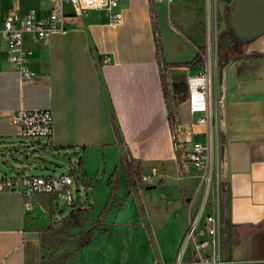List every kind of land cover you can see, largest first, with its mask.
<instances>
[{
	"label": "crops",
	"instance_id": "0c3cea01",
	"mask_svg": "<svg viewBox=\"0 0 264 264\" xmlns=\"http://www.w3.org/2000/svg\"><path fill=\"white\" fill-rule=\"evenodd\" d=\"M222 1L220 10L215 1L213 11L210 0L214 27L217 14L228 19L229 0ZM49 7V0H0V18L34 9L45 19ZM115 11L121 14L119 25L109 24L101 11L74 14L64 3L57 25L64 33L54 32L40 42L24 34L25 65L32 71L26 80L12 68L0 38V177L33 175L29 148L35 155L55 153V160H72L78 167L81 178L75 186L83 188L86 202L81 207H89L88 218L94 221L107 206L100 221L103 230L93 233L63 264H143L150 258L147 246H152L144 225L150 238L164 245L166 264L173 258L182 264L189 248L182 245L177 253L178 245L196 208L190 205L186 216L181 198L195 196L199 181L179 155L191 141L201 140L205 130L187 111L184 84L199 68V60H193L196 45L204 43L205 0H120ZM229 44L217 102L216 69L212 88L211 107L218 117L217 184L222 187V247L217 257L220 264H264V32L236 46ZM19 108L50 110V137L19 143L23 138L11 122ZM122 155L139 164L140 174L152 175L142 188L136 182L137 201L119 171ZM64 156L67 160L62 161ZM116 174L117 190L111 192L109 181ZM96 177L108 188L90 217L89 190L99 186ZM144 199L167 222L160 238L147 221ZM56 200L35 195L24 207L19 192L0 191V264H25L33 247L41 264L40 230L55 222L51 214ZM173 230L176 233L168 234ZM141 244V261H126L124 257L133 258Z\"/></svg>",
	"mask_w": 264,
	"mask_h": 264
},
{
	"label": "built area",
	"instance_id": "2783aa9c",
	"mask_svg": "<svg viewBox=\"0 0 264 264\" xmlns=\"http://www.w3.org/2000/svg\"><path fill=\"white\" fill-rule=\"evenodd\" d=\"M120 0H49L50 7L46 18L36 15L34 9L27 10L23 15L15 11L0 18V38L4 41L7 58L20 79L31 77L32 71L26 67V56L22 48L24 34H30L33 42L45 41L52 33L64 29L57 25L63 18V4L67 3L74 14L85 15L96 10L105 13L108 23L119 25L121 14L115 11ZM215 0H213V11ZM213 21L210 0H205L204 11V43L199 52L198 71L185 79L184 103L189 114L196 115L195 123L204 126L201 140L190 142L189 148L180 153L183 163L189 164L198 177L199 200L196 209L187 222V232L182 245H187L191 256V264H220L217 253L220 248L219 211H218V160L216 147V131L218 117L212 110L213 82L215 61L210 53L211 25ZM108 60L104 58L103 62ZM11 122L18 128L22 138L46 140L51 135V112L48 109L19 108L11 115ZM68 170L57 176H35L16 174L11 177H0V191L9 190L19 192L24 197V207H29L33 196L51 195L61 198L65 206H84L85 195L80 191L83 188L75 186V196L72 185L81 178L74 161L67 162ZM151 174H140L136 181L139 185L147 184ZM210 198V200H209ZM209 200V201H208ZM211 207V211L204 214V210ZM197 237V239H196ZM179 248V251L181 249ZM178 251V252H179ZM140 264V263H134Z\"/></svg>",
	"mask_w": 264,
	"mask_h": 264
},
{
	"label": "rangeland",
	"instance_id": "374dc122",
	"mask_svg": "<svg viewBox=\"0 0 264 264\" xmlns=\"http://www.w3.org/2000/svg\"><path fill=\"white\" fill-rule=\"evenodd\" d=\"M213 22V21H212ZM249 38H238L236 37V35L234 34L233 30L230 28L229 26V22L228 19H226L225 17H222L221 14H217L216 17V21H215V27H214V22L211 25V40H210V53L212 55L213 60L215 61V69L217 68V60L220 56H222L223 58H225L227 56V50H225L224 48H226L227 46H232L229 43H233L234 46H236L237 44L243 43L245 40H247ZM217 41V42H216ZM229 44V45H228ZM218 47V53L221 52L220 56L217 55L216 49ZM223 69V68H222ZM223 72V71H222ZM35 141H33V139H28V138H23L21 140V142L19 143H33L34 144ZM27 155L28 158H31V162L33 161V164H29L30 168L32 170V174L36 175V176H57L61 173H66L68 170V164H66V162H60L58 160L54 159V156L56 155L55 153H53L51 156H49L48 153H44V154H33L32 149L29 148V150L27 151ZM67 160L66 156H64L62 161ZM11 164H14L13 161H9ZM0 168L4 169V167L0 164ZM95 168V160L93 159V157H90V169ZM118 173V172H117ZM96 184H99L98 187H95L94 191L89 190V195L91 197V204H92V208H91V212H90V217H93L94 215V211H95V207L96 205H98L100 203V201L103 199L104 194L106 193V188L104 185H102L101 179L100 177H96ZM145 186L142 185L140 186L141 188ZM218 189V199H217V204L219 205V199H220V195H221V191H220V187L219 185L217 186ZM80 191L82 193H84L82 191V189H80ZM196 195L195 196H191L188 197L187 194H184L181 198L182 201V207L185 211V214L187 216L188 212H189V206H194V208H196L197 204H198V188H196ZM72 193L75 196V184L72 185ZM210 200V198H209ZM208 200V201H209ZM56 209L54 210V212L51 214L52 216V220L54 221H59L60 219H62L65 215H67L70 211V207L63 205L62 199L59 198L56 200ZM143 206L144 209L146 211V217H147V221H149L150 226L152 227V229L157 233L158 237H161V230L162 228L166 227L167 222L165 221V219L163 218V216L160 214V212H157V210L155 209V206H153V203L150 200L144 199L143 200ZM117 205H112L111 207H116ZM190 206V207H191ZM210 210L205 209L204 210V214L209 213ZM93 220L89 219L87 217V219L83 222V224L81 225L80 228H73L70 229L66 232H64L61 236L54 238L52 236H46L45 239L42 242L41 245V258H40V262L41 264H55L56 261L58 260L59 256L67 251L68 249H72L76 242L78 241L79 237L85 233L88 232L89 234H93L95 232H100L102 231V226H101V222L99 224H92ZM60 226V224L58 223L56 225L55 228H58ZM186 232H187V227L185 229V231L183 232V235L181 236V239L179 241V245H178V250L177 253L179 251V248L181 247V243L184 239V237L186 236ZM169 233H176L175 230H173L172 232H168ZM151 239H152V246L148 245V252H149V257L147 258V262L143 263V264H166V258H163L162 256H164V245L162 243H160V246H158V242H156L157 240L154 239V237L151 235ZM197 239V237H196ZM162 242V241H161ZM145 252V247L144 245H140V249L137 252V254L132 258L125 256L124 259L126 261L130 260V261H141L142 259V254H144ZM191 256H190V252L188 250L187 253V258H185V262L183 261L182 264H191ZM172 264H179L176 258L172 259Z\"/></svg>",
	"mask_w": 264,
	"mask_h": 264
},
{
	"label": "trees",
	"instance_id": "16d2710c",
	"mask_svg": "<svg viewBox=\"0 0 264 264\" xmlns=\"http://www.w3.org/2000/svg\"><path fill=\"white\" fill-rule=\"evenodd\" d=\"M196 48L198 50V54L196 55L193 62H197L199 60V57H198L199 52L202 51L203 46L196 45ZM216 52H217V55L220 56L221 52L218 53V47L216 49ZM228 61H229L228 56H226L225 58L220 56L217 60L216 78H217L218 86H220V82H221L222 68ZM113 129H114V133H117L114 126H113ZM119 162H120L119 171L123 174L125 185L128 188V191L133 193L137 201L138 188L136 185V181L139 179V175L141 172L139 164L134 159L126 158L123 155L120 156ZM114 174L115 172L113 171L112 174L110 175V179H111V176H113ZM109 183H110L111 192L116 191L117 190V174L114 176L112 180L109 181ZM221 188L222 187H221V182H220V191H221ZM68 207H70V211L67 215H65L59 221L51 222L46 228L40 230L42 242L46 236H49V237L52 236L54 238H57L61 236L64 232L70 229L80 228L83 222L87 219L88 213H89V207H81L77 205H72ZM138 209L140 212L141 219L144 220V212L139 203H138ZM106 210H107V206L104 205L102 209L100 210L98 217L92 222V224H99ZM58 223L60 224V226L58 228H55V225ZM144 229H145L146 234L148 235V240L151 243V238H150L149 231L146 225H144ZM90 237H91V234H89L88 232L83 233L79 237L78 241L76 242L75 247L72 250V252L64 254L60 259H58L59 261L57 260V264L59 263L63 264L65 260L70 257L72 253H75L79 251L81 248H83L89 241ZM221 247H222V238L220 239V248ZM36 255H37V249L34 247L31 248L30 256L29 258L25 260V264H37Z\"/></svg>",
	"mask_w": 264,
	"mask_h": 264
},
{
	"label": "water",
	"instance_id": "95a60500",
	"mask_svg": "<svg viewBox=\"0 0 264 264\" xmlns=\"http://www.w3.org/2000/svg\"><path fill=\"white\" fill-rule=\"evenodd\" d=\"M215 1L216 8L220 10L223 1ZM227 6L229 26L238 38H252L264 32V0H229ZM216 83L217 102L221 97L217 78Z\"/></svg>",
	"mask_w": 264,
	"mask_h": 264
}]
</instances>
